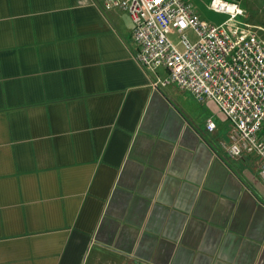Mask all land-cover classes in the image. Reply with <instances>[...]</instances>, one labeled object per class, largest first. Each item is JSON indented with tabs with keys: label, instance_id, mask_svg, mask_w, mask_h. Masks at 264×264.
Masks as SVG:
<instances>
[{
	"label": "crops",
	"instance_id": "1",
	"mask_svg": "<svg viewBox=\"0 0 264 264\" xmlns=\"http://www.w3.org/2000/svg\"><path fill=\"white\" fill-rule=\"evenodd\" d=\"M131 32L95 0H0V264H264L257 159L219 153L226 120L154 85Z\"/></svg>",
	"mask_w": 264,
	"mask_h": 264
},
{
	"label": "built area",
	"instance_id": "2",
	"mask_svg": "<svg viewBox=\"0 0 264 264\" xmlns=\"http://www.w3.org/2000/svg\"><path fill=\"white\" fill-rule=\"evenodd\" d=\"M95 1L103 11L127 14L136 63L149 71H165L154 85L171 84L196 103L214 105L229 125L219 147L230 159L255 157L264 186V28L246 23L233 0H209L205 5L226 16L217 25L203 21L183 0ZM188 31L194 41L187 38ZM170 34L177 36L176 43ZM204 129L214 132L210 118Z\"/></svg>",
	"mask_w": 264,
	"mask_h": 264
},
{
	"label": "rangeland",
	"instance_id": "3",
	"mask_svg": "<svg viewBox=\"0 0 264 264\" xmlns=\"http://www.w3.org/2000/svg\"><path fill=\"white\" fill-rule=\"evenodd\" d=\"M183 1L191 4L194 10L199 15V17L207 23L217 25L226 19L225 15L215 14L211 11H208L205 8V5L208 3L209 0H183ZM233 1H238L239 6L243 12L244 21L246 23L264 28V0H233ZM186 35L190 41L195 40L191 32L188 31ZM169 39L173 43L177 42V36H175L174 34H170ZM222 117L224 118L223 115L219 117H214V120L218 122V120H220V118ZM222 125H226L225 121L222 122ZM212 143L214 147L219 151V153L228 159L226 154L219 147L218 143L216 142H212Z\"/></svg>",
	"mask_w": 264,
	"mask_h": 264
},
{
	"label": "snow or ice",
	"instance_id": "4",
	"mask_svg": "<svg viewBox=\"0 0 264 264\" xmlns=\"http://www.w3.org/2000/svg\"><path fill=\"white\" fill-rule=\"evenodd\" d=\"M157 2L159 3V0H157Z\"/></svg>",
	"mask_w": 264,
	"mask_h": 264
}]
</instances>
